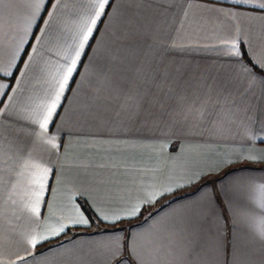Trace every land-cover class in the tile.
Masks as SVG:
<instances>
[{
	"label": "crops",
	"instance_id": "1",
	"mask_svg": "<svg viewBox=\"0 0 264 264\" xmlns=\"http://www.w3.org/2000/svg\"><path fill=\"white\" fill-rule=\"evenodd\" d=\"M37 2L0 0V260L108 264L107 242L131 235L143 264H264V193L248 192L264 160L241 158L264 152V0H112L49 124L56 149L25 117L51 99L91 0ZM37 166L54 173L35 214ZM178 183L140 217L97 218ZM81 202L95 223L27 245Z\"/></svg>",
	"mask_w": 264,
	"mask_h": 264
},
{
	"label": "snow or ice",
	"instance_id": "2",
	"mask_svg": "<svg viewBox=\"0 0 264 264\" xmlns=\"http://www.w3.org/2000/svg\"><path fill=\"white\" fill-rule=\"evenodd\" d=\"M236 4H246L251 3L252 0H235ZM45 0H38L35 4V8L37 11L41 6H43ZM48 3L51 4V0H48ZM112 6V0H91L90 8L91 13L84 19L83 26L79 35L78 43L75 45L74 52L71 55L65 54L64 59L67 61L66 64L62 65L63 71L57 78V82L55 85V89L51 94V99L42 107V110L39 113L34 114V119L32 117H25L31 124L38 126L39 132L36 133L37 139L43 141L51 149H56L61 145L55 143L56 137H47L46 134L48 132L49 124L53 120V116L57 113V109L60 106V102L62 96L65 92V89L69 86V81L71 80L74 71L77 69V63L80 60L81 52L84 49L85 45L88 43L90 38H94V31L97 29V25L102 23V18L107 15V10ZM257 7L264 9V2H261L256 5ZM232 15L236 16L239 13H232ZM31 21H29V24ZM27 29H25V33L27 34ZM24 41L22 40L21 43ZM227 50L230 55L235 58L236 62H240L241 51L239 50L237 43L235 41L232 42L230 46H227ZM18 51L21 49L18 48ZM35 51V50H34ZM15 59V56L13 57ZM251 59V57H250ZM253 65L255 67H261V65L256 64L253 61ZM14 66V64H10V67ZM243 72L248 73V66L244 65L241 69ZM3 75H12V73L7 70L3 71ZM9 88V84L0 83V89ZM0 94H5L0 92ZM2 103V102H0ZM243 159H247L252 162H259L264 160V152L257 155H249L247 157H241ZM237 161H228V163H234ZM49 172H53L54 170L49 169L48 167H40L37 166V171L31 177L32 184V195L35 198V206L31 207L30 211L32 213H39V204L41 199L44 196L47 180ZM197 179L199 178V174H195ZM191 182V178H189V183ZM185 185L182 183L175 184V186H165L162 190H156L153 188L151 191H147L143 194L142 197L138 198L136 202L130 203L125 207L119 209H109L102 208L97 213V218L103 222L109 223L111 225H116L123 220H132L137 217H140L143 211L146 208H151L155 204L158 203L161 197L164 195L175 191L177 188L184 187ZM259 191L264 193V181L257 183L251 178L248 179V192L249 194ZM216 193L213 192L209 200L215 199ZM13 203H15L13 201ZM259 207L264 209V196H262L261 201L259 202ZM68 223H64L63 221H57V223L50 225L47 228L46 233H42L39 231L31 234L27 239L26 243L31 248L35 249L38 245L43 244L47 240H51L52 238L58 237L64 234L70 227L73 226H88L91 223L89 217H87L84 212L77 206L73 208L72 214L67 217ZM260 238L264 240V231L260 232ZM19 260L21 264L26 260V257H20ZM106 260L108 264H124L125 260L128 261V264H143V257L141 256L136 243L134 242L133 237L128 235L125 238H117L113 239L106 244ZM0 264H6V261L0 260ZM15 264V262H13Z\"/></svg>",
	"mask_w": 264,
	"mask_h": 264
},
{
	"label": "trees",
	"instance_id": "3",
	"mask_svg": "<svg viewBox=\"0 0 264 264\" xmlns=\"http://www.w3.org/2000/svg\"><path fill=\"white\" fill-rule=\"evenodd\" d=\"M81 207H82L83 211L85 212V214L87 215V217L90 218L91 222L95 223L96 219H95L93 213L91 212V210L87 207V205L85 203L81 202Z\"/></svg>",
	"mask_w": 264,
	"mask_h": 264
}]
</instances>
